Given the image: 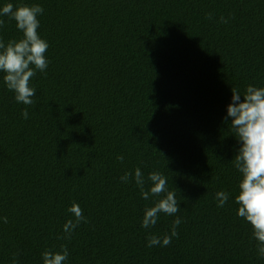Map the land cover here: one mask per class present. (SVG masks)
<instances>
[{"label":"trees","instance_id":"trees-1","mask_svg":"<svg viewBox=\"0 0 264 264\" xmlns=\"http://www.w3.org/2000/svg\"><path fill=\"white\" fill-rule=\"evenodd\" d=\"M6 3L43 7L49 64L30 80L31 106L0 72V264L15 253L18 264H43L42 253L61 245L65 264H264L237 215L240 142L224 119L232 88L264 87V0ZM0 19L5 43L22 37ZM137 167L145 190L149 173L164 175L179 205L147 229L144 209L158 197L145 200L134 179H120ZM219 190L230 193L223 208ZM73 202L87 222L60 239ZM177 217L170 245L149 248Z\"/></svg>","mask_w":264,"mask_h":264},{"label":"clouds","instance_id":"clouds-1","mask_svg":"<svg viewBox=\"0 0 264 264\" xmlns=\"http://www.w3.org/2000/svg\"><path fill=\"white\" fill-rule=\"evenodd\" d=\"M44 12L39 4L21 3L14 7L12 3H6L0 7V17H8L16 22L17 29L22 33L20 39H10L5 43L0 38V72L4 73L3 80L7 88L14 92L15 100L25 105H33L32 97L35 89L30 86V80L36 75V70L46 74L49 60L45 53L48 43L38 34L40 21L38 17ZM208 19H212L209 13ZM221 23H228L224 16L220 17ZM4 26V20L0 19V29ZM232 102L227 106V123L231 117V128L234 136L240 142L237 154L234 156V167L241 174L238 182V193L235 202L239 206L237 215L244 218L252 227V236L257 241V253L264 259V87L247 85L243 94L232 88ZM243 95V100H241ZM22 115L28 118V111L24 109ZM117 159L123 162V155ZM122 183L134 179L140 187L141 196L145 200L150 197H158L152 206H146L141 226L145 229L153 227L159 220L160 214L175 216L179 211L178 201L174 191L168 189V181L158 171L148 174L151 182L148 190H145V178L141 169L137 167L133 172H125L120 177ZM230 193L219 190L215 193L217 207L223 208L229 200ZM72 214L63 225V233L60 239H71L73 231L81 221L87 222L81 207L73 202L67 209ZM7 223V217H0ZM182 223V218L177 217L172 222L170 234L162 237L150 235L148 237L149 248L166 247L170 245L172 238L178 236L177 228ZM69 255L66 245H61L59 251L51 249L42 253L43 264H65ZM18 253L13 254L12 264H18Z\"/></svg>","mask_w":264,"mask_h":264}]
</instances>
